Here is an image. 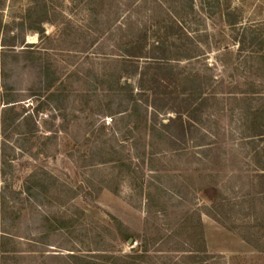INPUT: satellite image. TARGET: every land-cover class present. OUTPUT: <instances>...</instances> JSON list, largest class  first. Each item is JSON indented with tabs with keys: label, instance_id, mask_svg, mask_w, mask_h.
Listing matches in <instances>:
<instances>
[{
	"label": "rangeland",
	"instance_id": "obj_1",
	"mask_svg": "<svg viewBox=\"0 0 264 264\" xmlns=\"http://www.w3.org/2000/svg\"><path fill=\"white\" fill-rule=\"evenodd\" d=\"M30 1L0 0V264H70L68 253L95 261L102 253L140 252L148 238L149 256L136 264H175L181 253L166 249H188L189 232L168 242L164 234L189 215L193 224L197 213L204 264H264V225L240 228L249 217L264 218V203L248 205L256 191L252 130L238 101L251 83L264 94V58L261 50L237 51L223 16L228 4L239 25H256L264 0H227L214 14L201 0L187 14L174 0H44L43 33L25 28L19 35ZM170 20L195 55L173 64L200 73L215 98L201 146L187 142L177 151L141 128L128 132L125 116L110 115L118 98L108 89L124 44L144 30L152 39ZM24 45L56 72L50 91L24 65ZM214 200L219 205L209 209Z\"/></svg>",
	"mask_w": 264,
	"mask_h": 264
},
{
	"label": "trees",
	"instance_id": "obj_2",
	"mask_svg": "<svg viewBox=\"0 0 264 264\" xmlns=\"http://www.w3.org/2000/svg\"><path fill=\"white\" fill-rule=\"evenodd\" d=\"M174 1L179 4V8L183 11L182 14L192 10L193 0ZM201 2V7L210 14L219 10L222 3H228L227 0H201ZM223 16L228 27L232 28L234 32L233 41L237 45V51L242 53L247 48H251V52L258 53L257 50H261L264 58V21H260L256 25L241 26L239 25L240 14L229 9L228 4L224 9ZM47 20L46 1L31 0L21 21L17 23L19 35L24 32L25 28L42 34L43 23ZM178 23V21L176 23L171 20L168 24L162 23L153 33L152 39H150L148 30H144L140 34H135L131 40L125 43L120 59L114 64L117 71L113 76L114 81L108 87L109 91L114 93L111 96L118 98L116 108L110 115L125 116L128 132L132 134L133 130L137 131L141 128L149 136H156L163 140L172 151L181 149L187 142H192L194 146L195 144L201 146L200 138L205 135L202 130L205 118H207L206 112L210 102L215 100L214 96L206 92L207 85L200 73H187L172 62L180 57L191 58L194 55L180 42L181 28L174 29ZM20 43H22V39ZM31 47L32 45H24L20 49L23 63L35 71L40 87L48 92L56 82V72L52 69V65L40 55H36V52L30 49ZM180 49L183 53L176 59H172L171 56H175V54L171 55V52ZM122 78L125 79L124 82L120 81ZM250 85L248 90L242 92L243 97L238 101L240 104H244L240 108L245 120L251 122L252 137L248 144L255 166L253 178L256 191L253 195L251 193L247 201L249 208H252L251 206L255 205L258 200L264 203V94L256 92L254 84ZM12 102L15 101L6 100L4 103ZM12 106H6L3 109V114L5 115L6 111L13 109ZM161 112L164 115L168 113L170 115L164 120L159 119ZM218 205V201L214 200L209 209H215ZM220 205L222 206V204ZM261 208L264 216V205ZM208 215L220 222L214 213L209 212ZM189 217L178 222L175 229L171 230L168 235L164 234L163 238L165 242H168L170 238L179 236L181 231L189 232L190 245L188 249L176 251L178 249L173 247L167 248L166 252L181 253L178 256L180 261L175 264H204L207 255H203L206 250L200 216L197 213L193 224L188 226L186 223L189 221L188 219L192 220V215ZM248 219L249 221L243 222L244 225L241 224L240 228L246 226L247 229H252L259 224L260 226L264 225V218L255 216ZM113 220L121 239L128 240L133 237L129 229L118 219ZM159 238L161 237L159 236ZM244 239L248 240L247 237ZM148 243L149 238L140 243V252L114 257L102 253L95 261L73 253H68L67 259L70 260V264H136L148 258ZM166 254L164 257L171 260L172 258ZM128 259L129 261H127Z\"/></svg>",
	"mask_w": 264,
	"mask_h": 264
},
{
	"label": "water",
	"instance_id": "obj_3",
	"mask_svg": "<svg viewBox=\"0 0 264 264\" xmlns=\"http://www.w3.org/2000/svg\"><path fill=\"white\" fill-rule=\"evenodd\" d=\"M128 243H129V244H130V243H132V240H131V239H129V240H128Z\"/></svg>",
	"mask_w": 264,
	"mask_h": 264
}]
</instances>
